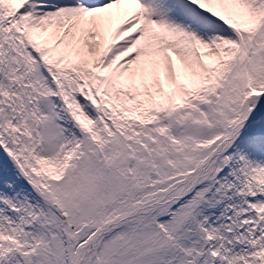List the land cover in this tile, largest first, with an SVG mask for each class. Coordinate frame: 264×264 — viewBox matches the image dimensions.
<instances>
[{"label":"snow or ice","instance_id":"snow-or-ice-1","mask_svg":"<svg viewBox=\"0 0 264 264\" xmlns=\"http://www.w3.org/2000/svg\"><path fill=\"white\" fill-rule=\"evenodd\" d=\"M0 264H264V0H0Z\"/></svg>","mask_w":264,"mask_h":264}]
</instances>
